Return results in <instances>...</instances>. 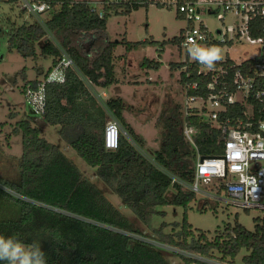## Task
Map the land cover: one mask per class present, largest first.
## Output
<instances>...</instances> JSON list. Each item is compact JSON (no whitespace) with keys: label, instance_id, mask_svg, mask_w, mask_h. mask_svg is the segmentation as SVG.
<instances>
[{"label":"trees","instance_id":"1","mask_svg":"<svg viewBox=\"0 0 264 264\" xmlns=\"http://www.w3.org/2000/svg\"><path fill=\"white\" fill-rule=\"evenodd\" d=\"M0 1L18 4V0ZM37 1L50 6L49 19L42 23L36 19L32 24L14 28L9 47L25 58H52V64L45 73L39 71L35 80H27L23 93L26 85L36 86L47 76L61 56L60 48L71 56L77 70L68 69L62 84H46L42 125L36 119L16 123V130L22 135L23 151L19 159L11 160L6 175L0 172V235L14 236L23 243L41 241L47 264H172L164 249L134 238L146 236L58 145L42 136L43 127L52 125L61 127V135L71 148L88 166L96 169L98 179L147 227L152 226L154 215L166 214L161 210L163 207L171 205L185 209L183 222L177 223L172 232L165 231L166 223L158 228L151 227L158 242L221 264H236V259L245 250L247 255L242 264H264V219L256 218L254 231L236 222L228 225L223 235L211 239L202 230L194 231L188 221V208L197 201V195L173 183V176L194 182L198 154H222V135L214 123L199 115L186 118L189 125L198 129L195 148L186 140L182 129H178V122L173 121L165 132L164 145L154 153L152 161L140 151L146 148L145 139L125 121L124 100L121 97L108 99L105 102L107 113L93 98L85 82L102 88L118 83L114 51L121 44L128 53L157 46L161 57L165 43L113 41L109 37L108 20L113 14H129L142 6L112 5L100 18L90 12V0ZM50 35L56 42L49 38ZM173 42L180 44L181 37H176ZM232 65L237 64L228 59L216 63L215 68L224 66L231 74ZM250 65L253 61L245 60L239 67L246 69ZM140 66L158 71L162 63L144 59ZM170 68L180 72L184 86L187 82L198 84L197 88L189 89L187 95L209 97L211 91L207 87L215 72L200 74L197 63L184 61L171 62ZM220 81L221 76L218 77ZM228 86V92L235 91L231 84ZM254 103L259 106L256 100ZM242 111L243 107L238 103L229 105L220 119L236 118ZM110 114L126 126L120 135L118 149L114 151H108L104 146V130ZM170 192L173 198H170ZM182 253L180 255L187 263L208 264Z\"/></svg>","mask_w":264,"mask_h":264},{"label":"rangeland","instance_id":"2","mask_svg":"<svg viewBox=\"0 0 264 264\" xmlns=\"http://www.w3.org/2000/svg\"><path fill=\"white\" fill-rule=\"evenodd\" d=\"M49 17L48 12L36 17L21 10L18 4L0 1V172L3 175H6L11 160L19 159L22 155V135L19 130H16V123L24 119H36V122L42 125L43 121L41 116L35 115L31 110L22 91L23 86L27 80H35L39 71L45 73L52 64V58L39 57L35 60L31 57H23L17 50L12 51L9 47L10 35L14 28L23 24H32L36 19L42 23ZM232 25V21H227L225 27H232ZM218 26L219 23L216 21L211 23L212 28ZM185 27V20L179 18L174 9L153 5L141 7L129 14H113L108 20L107 31L113 41L123 39L130 42L153 40L165 43L161 57H159V47L157 46L142 47L128 53L124 44L118 45L114 51V63L116 77L123 80V84H114L108 89V92H113L123 98L126 104V109L123 111L126 123L133 126L138 135L145 139L144 152L150 157L153 152L161 150L167 127L171 126L173 121L178 122V129H182L186 123L185 112L189 106L187 105L186 89L180 81V72L172 71L170 68L171 62L180 63L186 57L179 44L173 42ZM50 37L53 38L51 35ZM218 49L221 55L229 52V56L233 59L255 54L254 49L246 45L231 50L226 49L225 46ZM37 51L39 53L38 47ZM144 59L160 61L162 67L159 71L143 69L140 65ZM40 77L42 79L43 76ZM93 88L96 89L95 86L91 87V89ZM95 91L93 94L99 100ZM194 105L190 104V107ZM109 119L113 118L109 117ZM125 128L126 126L123 124V129ZM60 129L58 126L45 125L42 136L49 142L58 145L84 174L91 179L94 178L92 174L94 169L88 166L73 149L69 148ZM92 181L128 217L135 228L143 231L147 239L157 241L152 228H158L162 223L168 224L165 231L169 233L174 230L177 223L183 222L185 209L170 205L161 208L166 214L153 216L152 228L147 227L102 180L94 181L92 179ZM221 184L214 180L209 184L202 182L200 187L215 192ZM218 197L222 200H210L197 196V201L191 203L187 216L194 231L202 230L207 233L209 238L214 239L217 235H223L228 225L238 222L248 230L254 231L257 224L256 218L264 219V212L261 210L246 209L227 201L224 193ZM164 253L172 264H202L200 262H185L180 255L182 252L177 249L166 247ZM182 254L191 257V255ZM246 255L247 252L242 251L236 259V264H242V259ZM192 258L208 264H221L203 257Z\"/></svg>","mask_w":264,"mask_h":264},{"label":"built area","instance_id":"3","mask_svg":"<svg viewBox=\"0 0 264 264\" xmlns=\"http://www.w3.org/2000/svg\"><path fill=\"white\" fill-rule=\"evenodd\" d=\"M18 5L21 10L36 17L48 12L50 8L47 3L37 0H18ZM112 5L130 7L153 5L174 9L178 17L186 22V27L179 36L181 37L179 47L186 54L183 61L197 63L200 66V74L216 73L207 87L211 91L208 98L187 95V91L197 88L198 84L185 83L189 105L185 117L199 115L213 122L221 132L223 152L210 156L203 162L200 161L202 156L198 154L194 182L188 183L173 176V183H178L195 195L210 200H222L218 195L224 193L227 201L246 209L264 212V0H101L90 3V12L103 18L106 14L105 9ZM213 21L218 22L219 26L212 28ZM227 21L233 22L232 27H225ZM243 45L253 48L255 54L233 59L227 52L221 55L222 59L217 62L233 60L238 66L232 65L231 74L224 66L208 70L189 52V48L195 46L202 48L225 46L231 50ZM60 52L58 62L47 76L36 86L28 84L24 88L25 99L35 115L42 117L46 111V84H62L65 82L68 69L77 70L71 56L63 48H60ZM245 60L253 61V65L246 69L239 67ZM219 76L222 78L220 83ZM217 83L220 86L218 90ZM229 84L235 91L228 92ZM255 100L258 107L254 103ZM237 103L243 107L242 114L233 119L226 117L221 120L220 117L226 113L227 106ZM190 104L195 105L190 107ZM122 132L117 119L113 118L107 122L104 130L106 150L118 149ZM182 132L186 140L197 148L195 139L198 129L189 125L187 119ZM214 180L222 183L215 192L201 189L202 182L209 184ZM134 238L158 248L167 247L146 237Z\"/></svg>","mask_w":264,"mask_h":264},{"label":"clouds","instance_id":"4","mask_svg":"<svg viewBox=\"0 0 264 264\" xmlns=\"http://www.w3.org/2000/svg\"><path fill=\"white\" fill-rule=\"evenodd\" d=\"M193 58L213 70L216 63L222 59L220 50L215 47H190ZM0 264H47L46 253L39 240L23 243L14 236L0 235Z\"/></svg>","mask_w":264,"mask_h":264},{"label":"crops","instance_id":"5","mask_svg":"<svg viewBox=\"0 0 264 264\" xmlns=\"http://www.w3.org/2000/svg\"><path fill=\"white\" fill-rule=\"evenodd\" d=\"M78 1H80V0H78ZM162 67V66H161ZM149 71H152V70H150V69H148ZM154 71H156V70H154ZM159 71V70H158ZM115 73H116V66H115ZM43 78V77H42ZM83 78V77H82ZM117 78V77H116ZM41 79V78H40ZM84 79V78H83ZM118 79V83H116V84H120V83H122L123 82V80H121L119 77L117 78ZM85 82L87 83V85H88V87H89V90L91 91V93H92V96H93V98L96 100V102L103 108V110L104 111H106L107 113H109V111H108V109L106 108V106H105V102L108 100V99H111V98H118V97H121V96H118L117 94L115 95V93H113V92H108V89L110 88V87H108V88H102V87H97V86H95V85H93V84H91V83H89L88 81H86L85 80ZM126 82H128L127 80H126ZM123 84V83H122ZM114 85V84H113ZM93 86H95L96 87V89H91V87H93ZM94 90H96L95 91V93L98 95V97H99V100L94 96V94H93V91ZM118 91V90H117ZM117 93V92H116ZM122 98V97H121ZM123 99V98H122ZM126 109V108H125ZM124 116V115H123ZM110 117H112V118H114L111 114H110ZM124 118H125V116H124ZM116 119V118H115ZM110 119L108 118V120H107V122L109 121ZM125 121H126V119H125ZM119 122V121H118ZM120 123V122H119ZM120 126H121V128H122V130L124 131V129H123V125L120 123ZM58 127H60V126H58ZM133 127V126H132ZM61 128V127H60ZM134 128V127H133ZM135 130V129H134ZM136 132V131H135ZM60 133V132H59ZM137 133V132H136ZM71 134H74V131H72V133ZM138 134V133H137ZM67 142V141H66ZM68 143V142H67ZM54 144V143H53ZM68 146H69V148H71V146L69 145V143H68ZM61 149V148H60ZM72 149V148H71ZM62 150V149H61ZM63 151V150H62ZM140 151L142 152V154L145 156V157H147V158H149V159H151V157L154 155V153L155 152H153V154H152V156L150 157L146 152H144L145 151V149L144 150H142V149H140ZM64 152V151H63ZM65 153V152H64ZM152 153V152H151ZM66 154V153H65ZM67 155V154H66ZM152 160V159H151ZM153 161V160H152ZM94 169V168H93ZM84 173V172H83ZM93 175H94V178H92L94 181H96L97 179H98V177H97V174H96V169H94V171H93V173H92ZM86 175V174H85ZM87 176V175H86ZM88 177V176H87ZM89 178V177H88ZM91 181H92V179L91 178H89ZM170 198H173V194H172V192H170Z\"/></svg>","mask_w":264,"mask_h":264},{"label":"water","instance_id":"6","mask_svg":"<svg viewBox=\"0 0 264 264\" xmlns=\"http://www.w3.org/2000/svg\"><path fill=\"white\" fill-rule=\"evenodd\" d=\"M210 156H202L200 161L203 162L204 159L209 158Z\"/></svg>","mask_w":264,"mask_h":264}]
</instances>
